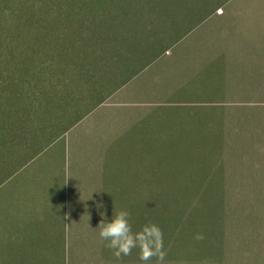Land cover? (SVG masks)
Listing matches in <instances>:
<instances>
[{
  "label": "crops",
  "instance_id": "0c3cea01",
  "mask_svg": "<svg viewBox=\"0 0 264 264\" xmlns=\"http://www.w3.org/2000/svg\"><path fill=\"white\" fill-rule=\"evenodd\" d=\"M186 46L188 154L202 138L204 186L207 173L210 186L224 174L226 192L187 196L185 253L172 242L171 264H264V0L224 2L188 31ZM51 150L0 185V264H144L138 249L117 262L95 228L100 201L109 217L129 210L134 231L148 223V200L162 213V198L148 199L140 149Z\"/></svg>",
  "mask_w": 264,
  "mask_h": 264
},
{
  "label": "trees",
  "instance_id": "16d2710c",
  "mask_svg": "<svg viewBox=\"0 0 264 264\" xmlns=\"http://www.w3.org/2000/svg\"><path fill=\"white\" fill-rule=\"evenodd\" d=\"M123 1L0 0V154L13 149L32 112L60 119L35 149L27 145L17 166L10 160V167H1L6 176L0 181L113 95L124 84L112 78L124 70L128 53L151 45L144 37L153 35L154 40L168 22L163 12L171 0H127L121 5ZM97 3L100 13L92 12ZM197 4V22L188 25L183 37L221 5L206 12V3ZM5 158L0 162L6 163Z\"/></svg>",
  "mask_w": 264,
  "mask_h": 264
},
{
  "label": "rangeland",
  "instance_id": "374dc122",
  "mask_svg": "<svg viewBox=\"0 0 264 264\" xmlns=\"http://www.w3.org/2000/svg\"><path fill=\"white\" fill-rule=\"evenodd\" d=\"M224 1L171 0L163 12V18L168 22L160 26L159 34L154 40L153 35L144 37L152 42L151 45L138 49L135 53H128L124 70L113 76L114 83L125 80L124 84L43 151L53 147L51 152L58 154L66 142L75 143L76 148L79 146L82 152L92 146L105 144L109 157L112 154L119 157L120 152L124 156L134 157L135 149L139 148L141 160L144 158L146 162L148 199L158 196L162 198L160 216L154 213L155 202L148 200V223H155L156 216L157 224L158 219H161L159 224L166 252L163 264H171L172 242L177 245L174 253H185L187 196L202 195L204 188L207 193L212 189L215 192H226L224 174L216 173V178L219 179L215 186H210L211 174L207 173V185L204 186L205 157L202 138L195 140L192 153L188 154L185 97L187 46L186 36L183 37L188 25L197 22L198 2L206 3L208 12ZM107 2L110 3L111 0ZM125 2L127 0L120 4ZM99 8L97 3L92 12L95 10L100 13ZM180 37L179 42L171 43ZM155 52L158 55L153 58ZM150 56L153 59L149 61ZM61 114L59 112L58 115ZM48 117L40 110L31 113L24 123L26 130L18 131L13 149L0 154L5 160L7 156L6 163L0 162V179L6 176V170L2 168L10 167V160L12 166H17L27 145L31 144L29 149H35L45 139L43 137L59 124L58 116ZM210 156L206 157L208 172H211ZM239 156L240 153L238 160ZM215 157V163L222 162V154ZM224 164L222 162L221 167ZM7 180L8 177L5 181Z\"/></svg>",
  "mask_w": 264,
  "mask_h": 264
},
{
  "label": "clouds",
  "instance_id": "9594fccd",
  "mask_svg": "<svg viewBox=\"0 0 264 264\" xmlns=\"http://www.w3.org/2000/svg\"><path fill=\"white\" fill-rule=\"evenodd\" d=\"M101 192V191H100ZM93 193H99L93 191ZM95 207L99 210L100 221L95 228L99 229L98 236L104 246L111 250L112 256L118 262L122 257L129 256L134 249H138V259L148 264L153 257L157 264H163L166 256L163 242V232L156 223H146L139 230L134 231L131 213L121 208L109 217L102 201ZM197 239L203 237L197 235Z\"/></svg>",
  "mask_w": 264,
  "mask_h": 264
}]
</instances>
